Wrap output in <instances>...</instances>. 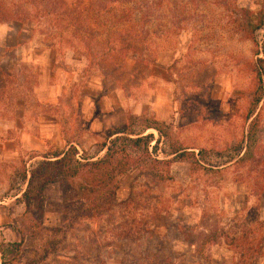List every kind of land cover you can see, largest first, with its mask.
Returning a JSON list of instances; mask_svg holds the SVG:
<instances>
[{
  "label": "rangeland",
  "instance_id": "374dc122",
  "mask_svg": "<svg viewBox=\"0 0 264 264\" xmlns=\"http://www.w3.org/2000/svg\"><path fill=\"white\" fill-rule=\"evenodd\" d=\"M150 1L0 0V264H264V92L252 158L228 163L237 146H248L255 62L264 58V29L252 34L241 10L263 11L264 0ZM99 3L109 14L97 28L83 10ZM65 4L96 39L65 25ZM141 13L150 15L145 46L156 48L157 60L138 42ZM126 27L135 29L137 53L126 41L102 44ZM51 56L55 74L44 76ZM50 118L65 144L59 150L73 146L77 158L95 157L108 133L129 122L141 131L143 118L167 134L157 159L169 160L170 148L203 150L217 167L173 163L170 179L158 183L130 171L92 218L73 207L65 213V185H48L39 211L21 199L23 174L42 161L33 159L30 136ZM145 135L158 139L152 129Z\"/></svg>",
  "mask_w": 264,
  "mask_h": 264
},
{
  "label": "trees",
  "instance_id": "16d2710c",
  "mask_svg": "<svg viewBox=\"0 0 264 264\" xmlns=\"http://www.w3.org/2000/svg\"><path fill=\"white\" fill-rule=\"evenodd\" d=\"M159 2L160 0H154L152 3H154L156 7ZM72 7L73 4H65V25L73 28L77 34L83 31V37L87 41L96 39L93 34H90V32L94 31L91 30L90 27L83 29V26L73 22L77 21L76 19H80L82 14H80V12L79 14L71 13L69 9ZM83 11L86 13L85 20L94 19L93 26L97 28L99 26L97 24L99 23L98 20H102L109 14L107 11L105 12V5L100 3L96 8L89 5V8ZM241 13L248 18L247 21L249 22L247 23V27L250 28L252 34L264 29V10L259 12L241 10ZM8 15V13L2 14V16H4L3 18L9 17ZM53 15L56 16L55 14ZM149 16V13L140 14L139 23H141L142 26H140V32L137 37L138 42H142L143 52L148 57L152 56L153 60H157L158 53L156 52V48L154 47L151 49L145 46V44H147L146 36L148 32L144 29V26L148 23ZM132 17L133 15L130 11H124L122 13V19L125 21H130ZM133 30L135 29L126 27L124 30L118 32V34L117 32L116 34L112 32L106 40H101V42L106 47H119L126 41L128 43L127 50L137 53L133 45L135 42L132 41L130 36ZM93 33H96V31ZM97 36L99 37L100 35ZM84 39L83 41L86 42ZM79 41L83 42L82 40ZM253 43L257 45L254 39ZM261 53L264 55V45L261 49ZM255 77L258 86L251 102L253 110H251V113L247 116L248 120L253 118L255 108L260 104L263 96L264 58L258 59L255 62ZM257 119L258 115H256L249 124V131L247 134L248 146H246L245 149L241 145L237 146L234 149L235 153L228 158V163L233 162L235 157L238 158L241 154L239 160L242 159V162L252 158L250 147L252 138L254 137V126L256 125ZM133 120L134 118L131 119V122L134 123ZM138 121L140 122L139 125L142 126V130L139 132L133 130V124L130 122L121 128L109 132L106 142L98 147L97 155L93 158H77L78 151L73 146H68L65 152H54L52 154L43 155L41 157L42 161L37 164V168H33L30 171L25 170L23 174V181H26L28 177L27 188L21 194V199L24 201L26 207L29 206L31 201L35 200L37 202V210H42L43 199L41 196L45 187L53 184H60L61 186L65 185V213L68 207H73L77 213L87 214L92 218L98 212L105 210L106 205L114 201L119 188V180L130 171L137 170L147 179L158 183L170 179L168 178L169 168L173 163L189 162L188 164L191 167L207 166L209 169H215L217 167L213 166L211 162H207L205 158L206 153L203 150H200L198 155L194 156L193 153L186 152L178 147L170 148V151H168L164 157V159L171 157L169 160L157 159L155 155L160 140H167V134H165L155 122L150 123L143 118ZM149 129L157 132L158 139L154 140L152 135H145V131ZM152 143L153 145L150 146ZM100 154H102V156H99ZM222 155V153H216L218 157H222ZM239 160H237V163ZM17 247L20 246L17 245ZM4 253V250H2L0 246V254L2 257H4ZM248 253L247 250L243 251L241 259L246 260ZM1 264H10V261H5L3 258Z\"/></svg>",
  "mask_w": 264,
  "mask_h": 264
},
{
  "label": "crops",
  "instance_id": "0c3cea01",
  "mask_svg": "<svg viewBox=\"0 0 264 264\" xmlns=\"http://www.w3.org/2000/svg\"><path fill=\"white\" fill-rule=\"evenodd\" d=\"M50 58H52L51 67L48 71H43L44 76L46 74L49 75L51 72H52V74H55V71L52 70L54 63H55V60H54V57H52V56ZM35 59H42V57H40V58L35 57ZM2 62H3V60L0 61V65L2 64ZM49 81H50V78H48L47 80H43V82H41V86H49ZM51 119L52 118H50V122L46 126H42L41 124H39V128L40 129L42 128L41 133L38 132V133L32 134L30 136L31 141L34 140V143H33V146L30 145L29 150L36 154L33 159L40 158L42 160L41 157L43 155L52 154V153H47V151L44 154H41L47 149V145H51L54 147V148L51 147L53 149L52 150L53 153L54 152H63V151L59 150V149L63 148L65 144H63V141L60 138V129L58 127V123L54 119L51 121ZM13 140L16 141L17 139H13ZM22 141H25L29 145V140L27 138H25ZM11 144H13V142L5 141L3 143V147L9 146ZM13 151L16 152V147Z\"/></svg>",
  "mask_w": 264,
  "mask_h": 264
}]
</instances>
